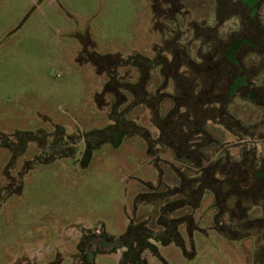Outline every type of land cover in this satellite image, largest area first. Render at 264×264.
I'll return each instance as SVG.
<instances>
[{"label": "flooded vegetation", "instance_id": "obj_1", "mask_svg": "<svg viewBox=\"0 0 264 264\" xmlns=\"http://www.w3.org/2000/svg\"><path fill=\"white\" fill-rule=\"evenodd\" d=\"M150 1L152 55L135 72L119 58L124 65L101 94L110 121L104 129L55 128L3 146L11 193L21 192L32 165L72 158L84 167L101 144L133 136L153 176L131 178L132 215L118 236L104 225L74 226L68 251L34 253L26 264H95L113 253L119 264H150L161 248L194 250L195 234L207 231L241 240L250 264H264L257 259L264 257V0ZM239 106L244 111L235 113Z\"/></svg>", "mask_w": 264, "mask_h": 264}, {"label": "rangeland", "instance_id": "obj_2", "mask_svg": "<svg viewBox=\"0 0 264 264\" xmlns=\"http://www.w3.org/2000/svg\"><path fill=\"white\" fill-rule=\"evenodd\" d=\"M151 17L150 0H0V264L68 251L74 226L104 225L118 236L129 224L137 191L131 178L153 176L149 165L141 166L147 157L135 136L117 146L101 144L84 167L72 158L32 165L20 193L6 189L10 156L3 145L55 128L85 134L104 129L110 123L101 95L107 77L124 65L120 59L131 71L152 55ZM97 56L108 58L91 62ZM132 76L127 81L135 83L138 73ZM204 235L195 234V249L186 253L161 248L150 264H164L159 258L168 264H250L252 251L241 240ZM95 264H119V257L102 254Z\"/></svg>", "mask_w": 264, "mask_h": 264}, {"label": "trees", "instance_id": "obj_3", "mask_svg": "<svg viewBox=\"0 0 264 264\" xmlns=\"http://www.w3.org/2000/svg\"><path fill=\"white\" fill-rule=\"evenodd\" d=\"M101 57H103V56H97V57H95V59H92L91 62L94 60L95 63H99L98 59H101ZM102 59H107V57L104 56ZM135 65H136V64H135ZM135 65H134V66H135Z\"/></svg>", "mask_w": 264, "mask_h": 264}]
</instances>
